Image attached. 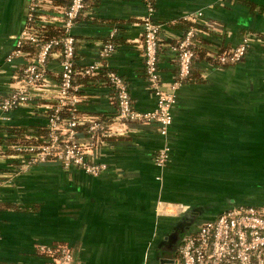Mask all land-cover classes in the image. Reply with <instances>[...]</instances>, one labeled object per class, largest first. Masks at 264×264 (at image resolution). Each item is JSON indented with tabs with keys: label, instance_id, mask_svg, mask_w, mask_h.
Here are the masks:
<instances>
[{
	"label": "crops",
	"instance_id": "1",
	"mask_svg": "<svg viewBox=\"0 0 264 264\" xmlns=\"http://www.w3.org/2000/svg\"><path fill=\"white\" fill-rule=\"evenodd\" d=\"M28 2L0 0V93L11 88L12 76L27 60L7 57L24 27ZM153 2V19L160 24L158 72L167 89L177 70L172 44L188 25L182 15L202 11L201 22L212 25L202 35L207 45H236L246 31L259 37L234 63L193 62L198 77L175 89L166 138L153 120L130 122L106 136L91 156L107 164L99 174L58 160L16 172L15 157H0V264H52L53 256L39 246L57 244L69 247V264H161L157 242L188 209L202 206L213 216L230 204L264 203V0ZM39 12L47 25H59L52 17L60 14L56 9L45 6ZM145 14L143 0H92L71 27L76 67L96 59L100 44L113 38L115 49L104 67L124 77L138 110L156 104L144 73ZM59 67L51 52L49 88ZM75 82L79 111L113 113L112 90L102 74L77 75ZM52 97V89L32 97L7 112L6 120L0 110V139L14 141L21 130L41 134L46 112L39 103ZM164 142L169 158L160 166L153 154Z\"/></svg>",
	"mask_w": 264,
	"mask_h": 264
},
{
	"label": "built area",
	"instance_id": "2",
	"mask_svg": "<svg viewBox=\"0 0 264 264\" xmlns=\"http://www.w3.org/2000/svg\"><path fill=\"white\" fill-rule=\"evenodd\" d=\"M143 1L146 7L141 34L144 73L147 87L156 97L155 106L149 110L136 109L124 77L116 70L104 67V58L115 49L113 38L100 44L96 59L80 67L75 66V36L71 27L85 7V0H68L65 4H52V0H29L24 27L7 59L26 55L27 52L21 47L24 43L36 45L38 49L29 57L21 71L12 76L11 88L6 93H0V110L5 113L3 119L9 118L7 112L32 97L46 96L49 89L53 90V97L39 103L46 112V123L42 126L44 131L41 134L21 130L14 141L0 139V157H15L18 160L15 163L16 172L24 171L41 161L58 160L64 167L78 166L90 174H99L107 164L91 157L93 149L106 136L127 129L128 124L134 121H156L157 131L167 137L168 126L172 121L171 108L176 98L175 89L189 73L194 55V38L202 33L195 23L209 30L212 25L201 22L202 11L182 15L181 18L191 24L186 26L172 44L177 58V73L167 89L158 72L160 24L153 19V0ZM45 6L59 11V15L52 17L59 20L60 36L43 39L42 27L47 25L46 15L39 12V9ZM257 37L259 36L246 31L242 40L230 46L229 51L209 54L216 58L214 63L220 65L227 61H238L246 53L250 41ZM51 52L58 56L60 67L57 81L49 88L51 83L47 64ZM98 74L103 75L104 81L112 90L111 98L115 102V109L111 115L85 113L77 108L80 94L75 82L76 76L92 77ZM82 123H86L85 134L79 137L77 133ZM169 150L168 143L164 142L154 152V162L164 165L169 158ZM39 250L53 256L52 264H69L71 260L70 249L64 244L41 245ZM171 264H264V203L230 204L195 227H190L182 235Z\"/></svg>",
	"mask_w": 264,
	"mask_h": 264
},
{
	"label": "trees",
	"instance_id": "3",
	"mask_svg": "<svg viewBox=\"0 0 264 264\" xmlns=\"http://www.w3.org/2000/svg\"><path fill=\"white\" fill-rule=\"evenodd\" d=\"M91 1L92 0H85V6H86L87 2H91ZM186 23L191 24L190 21H187ZM195 25L198 27V29H200V32H202V33L199 35H196L194 38L195 43H193V45H192V48L194 50L193 61L190 65V70H189L188 75L185 78L181 79L182 83L189 81V80H193V79L198 77V74L194 73V70H193V62L196 59H205V60L209 59L212 62H216V58H213L209 54V52H212L214 54H219V53L224 52V51H229V49H230L229 45H225L223 43H221L218 46L207 45L205 42L206 40L203 38L202 34H205L206 32H209L210 30L208 28H206L205 26H201V25H198L196 23H195ZM60 35H61V29H60L59 25H53V26L45 25V27H42L43 39H47V38H50L52 36H60ZM21 47H22L23 51L27 52V54L24 56L27 58V60L29 59V57L31 55H34L36 50L38 49V47L36 45H33L31 43H24ZM230 63H234V62L227 61L226 64H230ZM176 73H177V70H176ZM85 127H86V123H82L81 125H79V129H78L77 134L78 135L79 134L84 135L85 134ZM43 131H44V129H43Z\"/></svg>",
	"mask_w": 264,
	"mask_h": 264
},
{
	"label": "flooded vegetation",
	"instance_id": "4",
	"mask_svg": "<svg viewBox=\"0 0 264 264\" xmlns=\"http://www.w3.org/2000/svg\"><path fill=\"white\" fill-rule=\"evenodd\" d=\"M183 214L179 215L169 227V229L161 236L157 242V253L161 264H171L174 260L178 246L180 244L182 235L193 225L197 215L190 220L181 218ZM189 226H187V222ZM188 227V228H187ZM168 236L165 238V235ZM168 259V260H167Z\"/></svg>",
	"mask_w": 264,
	"mask_h": 264
},
{
	"label": "water",
	"instance_id": "5",
	"mask_svg": "<svg viewBox=\"0 0 264 264\" xmlns=\"http://www.w3.org/2000/svg\"><path fill=\"white\" fill-rule=\"evenodd\" d=\"M234 199H230V201H233ZM203 207L200 206V207H193V208H190L188 209L185 213H183L182 217L181 218H184V219H187V220H190L193 216L195 215H198L199 213H201L203 211ZM189 222H187V226H189ZM188 228V227H187ZM168 236V234L165 235V238ZM168 260V259H167Z\"/></svg>",
	"mask_w": 264,
	"mask_h": 264
},
{
	"label": "rangeland",
	"instance_id": "6",
	"mask_svg": "<svg viewBox=\"0 0 264 264\" xmlns=\"http://www.w3.org/2000/svg\"><path fill=\"white\" fill-rule=\"evenodd\" d=\"M210 217H212L210 210H207V212L202 211L201 213L197 215L196 220L193 222L192 228L195 227L197 224H199L201 221L206 220Z\"/></svg>",
	"mask_w": 264,
	"mask_h": 264
}]
</instances>
